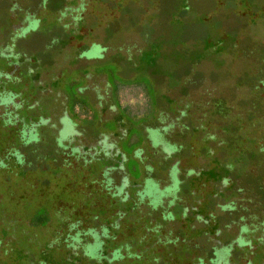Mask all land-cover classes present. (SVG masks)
<instances>
[{"label": "rangeland", "instance_id": "obj_1", "mask_svg": "<svg viewBox=\"0 0 264 264\" xmlns=\"http://www.w3.org/2000/svg\"><path fill=\"white\" fill-rule=\"evenodd\" d=\"M0 264H264V0H0Z\"/></svg>", "mask_w": 264, "mask_h": 264}, {"label": "trees", "instance_id": "obj_2", "mask_svg": "<svg viewBox=\"0 0 264 264\" xmlns=\"http://www.w3.org/2000/svg\"><path fill=\"white\" fill-rule=\"evenodd\" d=\"M137 182H138V180H136V179L134 181L130 180L131 188H134L135 185L137 184Z\"/></svg>", "mask_w": 264, "mask_h": 264}]
</instances>
